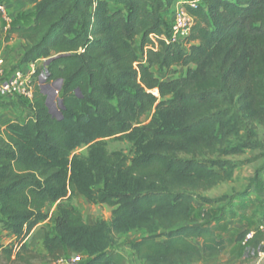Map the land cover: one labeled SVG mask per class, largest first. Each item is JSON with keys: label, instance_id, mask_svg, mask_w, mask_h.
I'll use <instances>...</instances> for the list:
<instances>
[{"label": "trees", "instance_id": "16d2710c", "mask_svg": "<svg viewBox=\"0 0 264 264\" xmlns=\"http://www.w3.org/2000/svg\"><path fill=\"white\" fill-rule=\"evenodd\" d=\"M23 1L34 11L28 24L9 28L24 42L14 67L49 62L32 102L18 100L28 111L25 119L0 127L2 231L26 237L45 207L67 194L95 193L112 212L109 226L88 225L76 209L60 205L43 254L19 242L0 248V264H56L78 255L88 257L84 264H127L109 247L115 237L135 231L143 233L130 245L138 264L220 257L225 241L193 215L192 206L208 203L201 194L237 167L221 158L234 128L264 126V0H199L194 9L184 0ZM177 2L194 25L183 44L170 45L159 37L167 26L163 17ZM136 46L145 63H137ZM155 68L170 76L179 68L187 73L160 81ZM34 76L40 77L38 68ZM59 81L61 109L51 116L40 86ZM149 91L170 98L158 111L172 127H142L154 147L127 163L96 140L133 131L157 100ZM83 146L91 147L88 156L74 160L65 181L70 155ZM253 146L245 139L228 153ZM224 199L232 209V199L219 201Z\"/></svg>", "mask_w": 264, "mask_h": 264}, {"label": "rangeland", "instance_id": "374dc122", "mask_svg": "<svg viewBox=\"0 0 264 264\" xmlns=\"http://www.w3.org/2000/svg\"><path fill=\"white\" fill-rule=\"evenodd\" d=\"M189 2L191 0H184ZM3 5V3H1ZM184 7V5H181ZM7 11V10H6ZM8 13V11H7ZM9 15V13H8ZM30 10L22 13L17 19H12V24L26 25L29 23ZM137 63H145L143 52L136 46ZM10 63V62H9ZM11 65H14L11 63ZM40 70V76L45 78L46 70L44 65L37 67ZM193 70V67H191ZM153 75L160 81H168L172 79L183 78L186 76L187 69H176L174 75H167L164 71L152 69ZM54 89V87H50ZM58 93L53 97L56 109H52L54 115L58 114L57 100ZM157 98L153 108L141 119V123L133 125V131L114 136L110 138H97V142L103 150L109 154H120L127 163L135 159L141 158L151 151L154 147L148 138L144 137L139 131L142 127L152 124L154 129H169L172 126L159 113L158 108L163 102H167L170 98L161 99L158 93L150 92ZM46 97V96H45ZM3 105L0 109L7 106L14 110V117L19 120H24L28 115V111L22 109V102L17 99L2 98ZM5 110V109H4ZM235 132L227 141V145L223 149L221 158L234 162L237 167L231 171H227V179L224 180L213 190L202 193L201 197L209 200L208 203L197 200L192 206L193 215L204 224H213L217 231L224 228L227 233L238 242L241 243L244 236L248 232H253L260 224L264 223V126L257 123H245L234 128ZM245 139L254 142L252 148H245L239 153H228L232 150H238ZM90 146H83L76 149L69 157L65 165V181L68 180L73 173V162L76 158H85L88 156ZM259 176V178H258ZM101 188L97 186L92 190ZM89 197L74 195L67 196L64 200L50 204L43 210V220L37 227L26 237L15 238L6 235L2 231L0 225V248L13 247L15 248L19 242L24 244L32 251L43 254L42 246L45 234H51L54 227L55 218L58 216V207H72L82 215L84 223L92 225L95 222H103L107 226L111 222L112 209L98 202V197L95 193ZM232 199L233 207L230 209L228 200L219 201L221 198ZM2 232L4 234H2ZM227 234V235H228ZM143 233L141 231L131 232L125 235L117 236L112 239L109 249L123 254L127 264H138L133 257L130 245L138 239ZM10 237V239L8 238ZM256 239H258L256 237ZM255 239V240H256ZM253 244L242 246L246 250L244 253L249 254V264H264V257L258 258L256 255V241ZM250 246V248H249ZM247 249L249 251H247ZM88 260L86 255L70 256L64 259L61 264H84ZM247 263V264H248ZM206 264V263H205Z\"/></svg>", "mask_w": 264, "mask_h": 264}, {"label": "built area", "instance_id": "2783aa9c", "mask_svg": "<svg viewBox=\"0 0 264 264\" xmlns=\"http://www.w3.org/2000/svg\"><path fill=\"white\" fill-rule=\"evenodd\" d=\"M199 0H191L188 2L190 8H196ZM0 14L5 23V31L9 32V28L12 24V19L6 11L4 5H0ZM194 25L193 17L186 11V9L177 5L172 12L171 19L167 23L166 28L159 37L166 44H183V41L189 36L191 29ZM153 41L155 48L159 49L157 46L156 38L154 36L150 37ZM147 49V48H146ZM145 49V50H146ZM144 62L146 61L145 54ZM39 62V61H38ZM11 63L0 56V105L2 106V98L7 99H17L31 103L34 98L35 86L38 80L43 79L41 76L36 78L34 73L37 67L41 65L29 64L27 67H14ZM136 67V64H135ZM153 92V91H149ZM256 237L258 239H256ZM15 239V237H12ZM256 239V240H255ZM256 241V255L258 258L264 257V223L260 224L257 229L253 232H248L243 240L241 241L242 246H247L250 242ZM64 260H59L56 264L63 263Z\"/></svg>", "mask_w": 264, "mask_h": 264}, {"label": "crops", "instance_id": "0c3cea01", "mask_svg": "<svg viewBox=\"0 0 264 264\" xmlns=\"http://www.w3.org/2000/svg\"><path fill=\"white\" fill-rule=\"evenodd\" d=\"M2 0H0V3ZM6 7L9 15L15 20L17 17L21 16L23 12L30 10V17L33 14V7L26 4L23 0H6L2 2ZM177 5H182L181 2L175 3L170 11L163 18L166 23H168L171 19L172 12L176 8ZM24 46V42L17 38L15 34H8L5 31V23L2 18H0V56L4 57L7 62L13 63L15 66L19 64V56L22 52V48ZM49 60L44 59L37 62V65H44L45 69ZM29 65H24L23 67H27ZM5 109V110H4ZM4 109H0V127L4 128L8 124H10L16 117H14V110L12 107L7 106ZM212 229L215 230L216 234L221 237L225 243L226 248L225 251L215 260H203L199 264H247L250 260V256L247 253L243 254V251L246 250L242 247L241 243H238L235 238L233 239L231 235L227 233L228 230H224V228L220 229L221 231H217L216 227L213 224H208ZM37 226H35L36 228ZM34 228V229H35ZM33 229V230H34ZM32 230V231H33ZM31 231V232H32ZM30 232V233H31ZM2 234H4L2 232ZM228 234V235H227ZM10 239V237H8ZM254 242H250L253 244ZM250 248V246H249ZM247 251H249L247 249ZM249 264V263H248Z\"/></svg>", "mask_w": 264, "mask_h": 264}, {"label": "water", "instance_id": "95a60500", "mask_svg": "<svg viewBox=\"0 0 264 264\" xmlns=\"http://www.w3.org/2000/svg\"><path fill=\"white\" fill-rule=\"evenodd\" d=\"M46 70V69H45ZM41 84H43V79H41L40 81ZM61 82H56L52 87H54V89H50L49 86H40V93L44 96H46V100H45V106L48 109V112L51 116H56L52 113V109H56L55 107V103L53 102V97L55 96L56 93L59 92L60 90V86ZM57 108H58V112L59 109H61V102L60 100H57Z\"/></svg>", "mask_w": 264, "mask_h": 264}]
</instances>
